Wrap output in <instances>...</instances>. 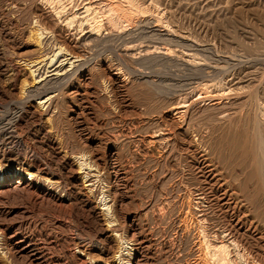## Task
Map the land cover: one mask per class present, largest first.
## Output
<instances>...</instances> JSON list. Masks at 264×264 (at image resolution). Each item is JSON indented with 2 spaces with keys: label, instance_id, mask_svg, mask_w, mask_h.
<instances>
[{
  "label": "bare ground",
  "instance_id": "6f19581e",
  "mask_svg": "<svg viewBox=\"0 0 264 264\" xmlns=\"http://www.w3.org/2000/svg\"><path fill=\"white\" fill-rule=\"evenodd\" d=\"M142 2L147 7L153 3ZM0 10L11 25L16 26V19L21 17L27 21L21 35L22 31L17 34L8 22H1L0 46L2 41L20 49L30 48L29 56L15 53L19 57L0 61V73H7L3 80L0 78V264H66L51 252L58 236L46 227L48 222L56 228L67 227V219L72 217L96 233L91 232L94 239L82 234L65 238L72 264H264V249L254 234L258 230L256 218H261L260 197L264 195V102H260L263 96L258 98L255 84L247 92L245 86L222 84L214 80L215 76L189 88V92L179 91L178 101L165 107L161 92L167 89V82L162 86L163 76L160 83L145 81L150 93L147 106L142 108L147 114L157 111L160 115L144 120L143 125L152 126L151 133L136 140L146 157L149 146L160 154L149 157L156 169L146 180L182 176L180 161L173 159L176 150L191 154L196 172L189 173L190 178L187 173L182 176L187 179L185 183L179 182L181 178L173 181L156 203V211V204L147 206L146 202L144 210L131 168L118 148L119 138L129 142L132 129L138 128L136 120L126 119L119 110L123 104L117 96L119 91H132L125 82L127 71L121 61L124 56L136 62L161 60L191 73L202 71L212 76L220 68L199 62L200 56L191 53L212 48L177 35L163 16L146 15L135 0H0ZM125 24L136 29L127 31ZM142 29L162 43L158 39L148 44L144 40L138 42L143 44L132 43L138 39L127 41ZM115 40L122 41L118 43L121 46H114L116 53L101 57L100 49ZM165 42L180 45L183 57L176 56ZM220 59L241 63L229 55ZM250 62L261 64L264 59L257 57ZM106 99L108 105H104ZM83 102L94 109L89 112L94 114L93 121L83 117ZM193 120L204 122L208 133L197 130V139L205 154H217L221 167L203 169L205 157L199 156L189 137ZM109 123L112 133L106 129ZM95 143L102 154L97 153ZM120 181L124 182L125 197L140 208L129 225L117 219L124 201L123 192L116 188ZM11 200H22L26 207H16ZM44 207L49 209L45 216L41 213ZM175 212L181 218L179 225L176 218L170 223L177 230L176 236H164L167 239L160 242L148 215L165 221ZM37 213L43 215L39 221L27 220ZM124 232L138 236L130 247L124 246L129 243Z\"/></svg>",
  "mask_w": 264,
  "mask_h": 264
},
{
  "label": "rangeland",
  "instance_id": "374dc122",
  "mask_svg": "<svg viewBox=\"0 0 264 264\" xmlns=\"http://www.w3.org/2000/svg\"><path fill=\"white\" fill-rule=\"evenodd\" d=\"M93 1H97V0H93ZM135 2L138 5L141 4V6L143 8H145V10H146L145 14L146 15L150 14V16L156 15L158 17L163 16L164 17L163 19L165 20V22L167 24L169 22L170 27L174 30V32L177 35L189 38L190 40H193L196 43H198L200 46H208V47L212 48L211 51H206V52L205 51H198V50L194 49V50H191V53L195 54L197 58L200 56L199 62H202V63L208 62V64L211 63L210 65L220 68L219 69L220 71L213 74L212 76H209L207 73H204L202 71L197 72V73H191L187 69L183 68L182 66H180L178 64H168V63L163 62L161 60L136 62L135 60L129 59V58L124 56L125 63H124V60L121 61V63H122L121 66H124L123 69L124 68L126 69V70L124 69L125 72L127 71L126 76L128 78H127V80H125V82H127L128 84L127 83H125V84H127L129 87H131V89L134 93L131 91V94H127V92H123L124 90L119 91L117 96H119L118 97L119 101L121 103H123L122 108H119V110L124 111V112L121 111V113L123 114V116H125L126 119L129 120L131 118L130 120H134V121L136 120V124H137L138 128L132 129V133L129 135L131 137L130 138L131 140L129 142H128L129 139L127 140L124 138H119L120 142L118 144V148H119V150H121L120 152H122L121 154H122L124 163L127 164L131 168L130 175L133 176V180L138 185L137 189H136V194H138V192H139V194H138L139 196L138 195L137 196L140 199L143 198V204L144 205H142L141 208H144V210H145V202H146L147 206H148V204L150 205V203L151 204H156V203L159 204L160 203V200L162 199L161 197H164L165 193L168 192L167 190L170 188L171 183L173 184V181L174 182L178 181L179 178H181L179 180V182L182 180L183 183H185L184 181L187 182V179H184L182 176H185V174L187 173L186 177L190 178L192 175L189 173H192L194 175L196 172L194 163L192 165V162H191L192 161V158L190 157L191 154L186 155V152H184V151H181V152L178 151L177 152V150H176L174 152L175 157H173V159H176V157H177L176 161L177 162L180 161V163H178V167H181L180 169L182 171V176L180 175L179 177L174 178V180L168 179L170 181H168L167 178L164 179L162 177L160 179L155 178V180L153 182H149V183L146 180V177L148 175L153 174V172H155V169H156L150 158H152V157L158 158L157 156H159L160 154H159V151L157 149L149 146L150 151L148 153V156L150 158L146 157V155L141 150V148L138 145V143L136 142V140L140 141L141 138L142 139L147 138L148 134L151 133L152 126H151V128H149L150 126L147 127V125H143L144 120L148 117L153 118V119H157V117L160 115H159V113H157V111L153 112L151 115L147 114L142 108V107L147 106V99L146 98L148 97L147 96L148 93H150V88H148L149 86L145 81L148 79V80L153 81L155 83L156 82L160 83L159 79L162 78L161 79L162 80V82H161L162 86H164L163 83L167 82L165 85V86H167L166 87L167 89L164 90L163 92H161V100L164 102L165 107H168L169 105H171V103L175 102L176 100L178 101L180 92L181 93H185V91L189 92V88H191L193 86H198L199 85L198 83H200L201 85L205 84L208 80L214 79L215 76H216V78L214 80H217L219 83L224 84L227 82H231L233 85L238 84L240 86H245V90L247 92L252 91L256 85V87L258 88V94H259L258 98L259 97L261 98L263 96L261 98L262 100H260V102H262V101L264 102V62L261 64H253L251 62L248 63L250 60H253V58L258 57L260 59H264V0H152L153 3L148 7L145 4L143 5L142 0H135ZM104 10H105V8H104ZM147 12H149V14ZM2 13L4 14V12L0 10V23L1 22H3V23L8 22L7 25H11V23L9 24L10 18L6 14H4L5 15V17H4V15H2ZM99 16H103V15L99 14ZM6 17H8L9 20ZM16 22H17L16 23L17 25L16 26L11 25V27L14 28L13 30L15 32L17 31L16 32L17 34H18V32L22 31L18 34V35H21V34H23L22 28L26 27L27 21L24 20V17H21V19L17 18ZM125 28L127 29V31H131L133 28L136 29V27H134L133 24L132 25L129 24V26L126 25ZM141 31L143 34L139 33ZM141 35H143V36H141ZM151 36L152 35L150 33L148 34L147 29H144V30L142 29L140 31L135 32V35L131 36L130 38L128 37L129 40L127 38V41H131L132 39L133 40L138 39V41L132 42V43L137 44L138 42H140L139 40H141V42H142V40H144L145 42L147 40L146 43L144 41H143V43L148 44L150 41L154 42V40L158 39V37H155V36L151 37ZM115 41H118V42H115ZM115 41H111L110 45L108 47H102V49H100L101 57H107V56L111 57L114 55V53H116L117 47H114V46L117 45L119 42H122V41H120V40H115ZM112 42H115V43L112 44ZM157 42L162 43L161 40H159V39L157 40ZM1 43H2L0 46V49H1L0 50V61L1 62H10L12 60V57L14 58V56L19 57V55L20 56H27L28 54L30 55V48L20 49L18 46L16 47V45H14L12 43H5L2 41H1ZM143 43H138V44H143ZM165 43H169V45L173 48V51L176 54V56L183 57L182 51H184V50L180 45H178L174 42L173 43L172 42H165ZM119 45L120 44H118V47H119ZM114 48H115V50H114ZM177 48H179V49H177ZM113 50L115 52H113ZM15 53H18L19 55L18 54L16 55ZM117 53L119 54L120 52L117 51ZM225 55H229L233 58H236L237 60H240L241 63L237 62V63H233L234 64L233 65L232 63L224 62L220 58L222 56H225ZM201 59H203V61ZM134 61H135V63H134ZM127 73L129 75H127ZM3 74H1V76H0V78H2V80L5 78L4 76L7 73L6 74L3 73ZM151 74H153V75H151ZM145 75H147V76H145ZM161 76H163V77H161ZM159 77H161V78H159ZM165 79H166V81H165ZM171 80H173V81H171ZM132 81L134 83H132ZM179 82H180V84H179ZM186 83L188 85H186ZM219 83H218V85H220ZM250 83H251V85H250ZM132 84H133V87H132ZM169 84H171V86ZM201 85H199V86H201ZM183 86H187V87H183ZM171 90L173 92H170ZM121 93H123V94H121ZM168 94H170V95H168ZM112 95H113V93L110 94V98H111L110 101L113 102L114 99L112 100V98L114 95L113 96ZM165 97H166V99H165ZM92 99H94V98L92 97L91 100ZM169 99L172 101H170ZM101 100L102 99H100V101ZM95 101L97 102V103L95 102L96 104H99L96 99H95ZM143 102L146 104H144ZM105 104L108 105L107 99H106V102H104V105ZM142 104H143V106H142ZM81 106H83L84 109H82V110H84V112H85L84 113L85 116H83V117L91 118V121H93L95 118L94 114L91 115L89 112H93L94 109L90 110L89 109L90 104H88L86 102H83V104L81 103ZM85 107H87V108H85ZM101 116L103 117L102 114H101ZM193 121L194 122H192L190 125L192 132L189 130V132L191 133V134L189 133V137L191 140H193L196 149L199 151V153H200L199 156L203 157V158L205 157L204 159L206 162L204 164L205 166L203 167V169L205 171H208L211 168L212 169L217 168V166L221 167L220 160H219L218 156H217V158H215L217 154L212 153V152L205 154V152L202 151L204 148L200 146L201 145L200 141H199V139H197V137L199 138V136H198L199 131H197V130H201L202 134L205 132V135L208 133V132L206 133V131H208V130H207L204 122L203 121H202L203 123L201 121L198 122V120H193ZM110 124L111 123L108 124L109 127L107 126L106 129H107V132L109 130V133L110 132L112 133L111 129H113V128H112V125L110 126ZM87 132L88 131L83 132V133H87ZM195 139H196V141H195ZM132 140H133V142H131ZM195 142H198V143L195 144ZM93 146L95 147V149H97V153H99V154L103 153L102 149H98L97 143H95ZM16 149L18 150V148H16ZM152 152H154V153H152ZM150 154H152V155H150ZM185 155H186V157H185ZM202 155H204V156H202ZM179 164H180V166H179ZM208 164H211L212 166H210ZM171 166L168 167L169 171H170V169H172ZM197 166H200V165H197ZM220 167H218V168L220 169ZM190 168H192V169L190 170ZM168 169H166V170H168ZM193 170H195V171H193ZM166 177H168V176H166ZM122 182L123 181H120L119 186L117 185L116 188H118L119 191L123 192V194H124V191H122L124 189V186H123L124 182L123 183ZM161 184H163V185L161 186ZM101 196H99V200H100ZM123 197H124L123 198L124 201L121 203V205L118 208L117 219L119 220V222H122V223L125 222L126 225H129L132 223V220L134 218L133 215L137 211H140V208L133 201H131L129 198H126L125 194L123 195ZM260 198H262L261 199L262 206H261V213H260L261 218H259V219L256 218V221L254 219L255 224L258 223L257 224L258 230L254 231V234L258 238L259 246L264 249V195L262 194ZM99 200L97 199V201H99ZM11 201H13L15 204L12 203ZM11 201L9 202L11 205L14 204V206H16V207H26V205L23 204L25 202L24 201L21 202L22 200H18V201L17 200L16 201L11 200ZM157 204L153 206L154 211H156L158 208ZM28 207H30V206L28 205ZM44 208H43V210L41 209V213L45 216V214H47V212H48L47 210H49V209L47 207H46L47 209L46 208L44 209ZM151 210H150V212L153 213L154 211L153 210L151 211ZM152 213H150V216L148 215V220H150L149 221L150 227L152 229H154L156 232L155 238H157V240H159L160 242L167 239L168 236H169V238H174L176 236L175 232L177 230H175L174 227H171V224L173 222L172 219L176 218V221L178 222V225H179L180 224L179 220H181V218L179 217V214L177 212H175L176 215L173 214L174 215L173 217L169 216L170 218L168 217L165 220L166 221L165 222V221H158L156 219H153ZM38 214L39 213L35 214L36 216L35 215L34 216L29 215L30 217H28L27 220H31L32 222H35V221L37 222V220L39 221L40 217H43V215L40 216ZM38 217H39V219H38ZM76 222L77 221L75 220L74 217L67 219L68 226L64 227V228H56V227H53V225L51 223H49V222L47 223L48 225H47L46 229L48 231L49 230L54 231L53 234L57 235L58 240H59V241L56 240L57 245L56 244L54 245L55 249L51 250V252L54 253L53 255H56V256L60 255L59 256L60 260H61L60 262H62V263L72 264V261H71L72 259H70V256H68L66 253V251L68 249V244H67L68 242L65 240L68 237H70V236L79 237L82 234L81 236H84L85 238L88 237L89 239H91V237L96 234L91 228L87 227L88 224H80V223H76ZM133 224L135 225V227L140 226L139 221H135ZM31 229H33L32 226H31ZM173 230H175V231H173ZM84 232H86V233L88 232V233L86 234ZM91 232H93L94 235ZM124 233L126 234L125 240H129V243H124V246H126V245L128 247L132 246L133 239L137 238L138 236L136 235L134 238V237H132V232H130V233L124 232ZM164 236L167 238H164ZM92 238L94 239V237H92ZM89 239L87 240V242H89Z\"/></svg>",
  "mask_w": 264,
  "mask_h": 264
}]
</instances>
